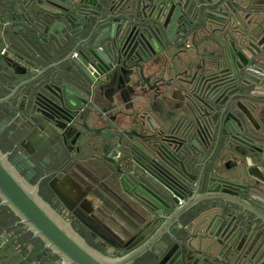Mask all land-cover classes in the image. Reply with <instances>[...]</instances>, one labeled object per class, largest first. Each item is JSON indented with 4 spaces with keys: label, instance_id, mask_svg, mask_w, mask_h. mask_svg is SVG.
I'll list each match as a JSON object with an SVG mask.
<instances>
[{
    "label": "water",
    "instance_id": "1",
    "mask_svg": "<svg viewBox=\"0 0 264 264\" xmlns=\"http://www.w3.org/2000/svg\"><path fill=\"white\" fill-rule=\"evenodd\" d=\"M190 4L0 0V34L7 42L0 54V104L22 108L45 128V117L81 120L83 90L94 79L93 67L100 71V82L102 76L118 78L125 68L143 78L165 58L174 69L173 59L187 53L179 49V39L189 29L195 31L190 15L203 17L210 9V0ZM16 23L20 35L10 29ZM228 32L225 38L231 37ZM251 37L250 32L234 34L236 46L250 56ZM64 63L70 64L67 73ZM160 72L155 82L163 89L186 79L168 76L165 68ZM195 80L172 117L161 116L173 104L167 97L157 110L160 117L149 109L134 115L139 132L119 144L113 179L86 180L101 197V208H94L102 217L100 227L117 231L113 239L100 236L112 249L97 250L79 237L70 220L56 215L0 150L1 204L17 218L12 221L9 213L0 212V264H264V124L234 106L232 97H217L219 88L210 95V74ZM220 82L226 90L239 79ZM154 93L160 97L162 91ZM136 100L144 107L150 102L143 94ZM113 186L120 190L115 199ZM84 189V199H89L90 188ZM113 213L117 223L108 217ZM190 218L203 231L194 244L178 234L179 225ZM18 224L28 227L31 238L21 240L23 234L14 232V241L8 232Z\"/></svg>",
    "mask_w": 264,
    "mask_h": 264
},
{
    "label": "flooded vegetation",
    "instance_id": "2",
    "mask_svg": "<svg viewBox=\"0 0 264 264\" xmlns=\"http://www.w3.org/2000/svg\"><path fill=\"white\" fill-rule=\"evenodd\" d=\"M189 1L191 6L207 2ZM205 12L199 18L195 14L190 15V26L195 31H191V28L179 39V49L189 52L190 57L185 53L180 54L179 61L173 59L174 69L169 59L165 58L159 63L157 71V65H154L153 71L144 73L143 78L136 79L125 68L118 78L105 80L102 76L100 82V71L98 67H93L91 74L94 79L83 90L81 120L75 123L66 116L56 121L45 117L48 120L45 128L22 108L0 104V150L7 154L8 161L17 169L18 174H24L25 180L35 187L38 195L54 208L55 214L60 215L64 221L70 220V228L97 250L101 249L93 243L97 236L113 239L112 235L116 232L105 231L100 227L102 217L94 208H101L98 203L101 197L86 180L90 177L100 182L115 177L112 162L121 150L119 144L129 143L134 134L139 132L133 120L137 112L146 113L149 109L160 117L157 110L163 97H167L173 104L168 103L161 116L172 117L177 105L185 100L188 88L194 85L195 77L210 74V95H214L219 88L217 97H232L234 106L247 112L255 123L264 124V50L257 52L264 47V0H210V9ZM227 31L231 37L225 38ZM235 32L251 33L250 40L254 44L249 47L254 51L253 55L245 54L243 49L236 46ZM245 46L249 48L248 44ZM6 50V45L0 39V54ZM75 54H78L77 50L73 52ZM180 60L184 63L177 65ZM202 61L205 62V68H200ZM62 68L67 73L70 64L64 63ZM164 68L168 76L175 74L177 78L186 79L163 89L159 87L160 82L155 81L161 77L160 70ZM232 79H239V82L223 89L220 81ZM243 79L247 83H242ZM218 81L219 87L211 91L218 86ZM158 89L160 93L162 91L160 97L154 93ZM234 89V93L227 95ZM140 94L149 98L147 107L136 100ZM37 114L40 116V113ZM153 122L158 124V119L154 118ZM85 186L90 188L87 195L97 200L94 206L92 201L84 199ZM113 190L115 199V191L120 193V190L116 186H113ZM178 203L184 205L185 201L179 198ZM2 208L0 198V212H3ZM108 217L117 223L114 213ZM16 229L24 237L29 235L28 227L24 224H18ZM202 233L196 219L190 218L179 225L178 234L185 242L191 241L194 244ZM155 250H159V246ZM56 258L54 256L53 260Z\"/></svg>",
    "mask_w": 264,
    "mask_h": 264
},
{
    "label": "crops",
    "instance_id": "3",
    "mask_svg": "<svg viewBox=\"0 0 264 264\" xmlns=\"http://www.w3.org/2000/svg\"><path fill=\"white\" fill-rule=\"evenodd\" d=\"M10 29H11L12 33H14V34L17 33L18 35H20V33H21V31H19V24L18 23L12 25V27ZM0 39L2 40V43H4L5 45L7 44V42L5 40H3V38L1 37V34H0ZM231 164H233V163H231ZM87 198H89V200L92 201V203H95V204L97 203V200L95 201V199H93V197H91L90 195H88ZM2 210H3L4 213H9L10 216L12 217V215H11L12 212L10 210L5 209L4 207L2 208ZM12 221H16V219L12 218ZM112 231L116 232V234H117V231L115 229H112ZM14 232L18 233L19 230L18 229H12V230H10V232H8L9 235L11 234L13 239L16 237V234H14ZM18 234H20V233H18ZM27 237L31 238V234H29V236H27ZM22 239H25L24 236H22L21 240ZM14 241L17 242V239H14ZM31 243L36 244L37 240L34 239L33 241H31ZM88 243L90 244V242H88ZM93 243H96V245L100 246L101 249H104V248H105V250L112 249L111 247H109V244L104 242L103 239L100 236H97L96 239H94ZM158 246H159V244H158Z\"/></svg>",
    "mask_w": 264,
    "mask_h": 264
},
{
    "label": "built area",
    "instance_id": "4",
    "mask_svg": "<svg viewBox=\"0 0 264 264\" xmlns=\"http://www.w3.org/2000/svg\"><path fill=\"white\" fill-rule=\"evenodd\" d=\"M76 55V54H75Z\"/></svg>",
    "mask_w": 264,
    "mask_h": 264
}]
</instances>
